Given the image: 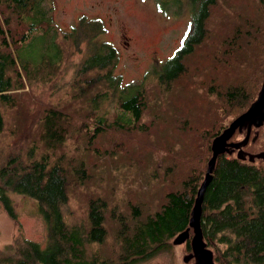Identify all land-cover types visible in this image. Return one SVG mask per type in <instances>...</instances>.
<instances>
[{
	"label": "trees",
	"instance_id": "16d2710c",
	"mask_svg": "<svg viewBox=\"0 0 264 264\" xmlns=\"http://www.w3.org/2000/svg\"><path fill=\"white\" fill-rule=\"evenodd\" d=\"M172 1L181 2L160 0L166 7ZM44 2L0 0V138L5 130L7 110L18 107L13 91L22 90L26 85L34 86L35 90L41 84L53 86L49 81V71L59 65L61 47L54 19L45 9ZM188 4L192 12L189 31L162 69L158 67L153 71L152 80H156L157 86L155 91H159L156 98L166 97V100H161L163 110L176 111L178 103H186L181 117L176 113L173 118L170 112L163 117L161 127L166 131L164 135H155V130V139L150 137L152 127L162 119L160 115L155 119L145 118L149 110L146 97H149L147 79L150 77L147 75L142 83L121 87V79L113 74L118 51L108 41L97 40L95 43L96 40L90 39L94 46L90 45L91 53L82 62L79 71L93 73L96 83L106 82L109 90L118 95L112 115L98 114L97 94L87 102V90L75 92L71 98L81 102L79 115L83 112L82 107L88 106L84 111L89 113L86 117L95 121L90 127L85 120L75 127L73 119L78 114L70 117L66 112L67 104L56 106L44 104L39 99L33 101L29 125L19 129L18 133L27 142H33L30 158L27 162H17V156H11L0 165V200L8 214L16 218L10 192L36 199L47 222V243L43 246L37 241L21 238L15 245L0 249V264H101L97 254H90L89 245L101 246L105 242L108 233L105 211L109 202L92 196L85 225H70L64 214L73 187L84 185L86 188L94 179V172L102 168L97 165L90 171L83 165L84 161L80 165L73 164L65 161L61 154L55 155L76 134L81 138L78 142H87V152L99 150L97 154L102 150L92 145L99 142V135L107 130L116 134L114 137L119 141L113 142H118V148L125 142H161L168 146L170 154L169 143L176 142L175 138H170V131L176 129L177 132V127L181 133H190L193 142L200 132L201 138H197L207 142L210 148L212 140L225 127H218V117L216 111L213 112L218 103L225 97L232 105L239 100H245V104L256 100L261 89L249 92L248 81L240 79L243 75L239 72L244 69L243 74L251 84L257 81V77L264 80V0H189ZM218 8H221L220 16H223L219 22L214 17ZM87 24L91 25L90 31L94 32V36L103 30L98 20ZM35 43L46 45L45 50L40 51L38 58L30 60L28 49ZM196 59L206 67L201 83L200 79L193 83L188 78L191 69L199 67L193 63ZM209 73L214 80L206 76ZM231 79L235 82L229 86L227 83ZM220 84H225L228 89L224 92ZM159 106L158 103L160 109ZM179 119V125H174ZM196 119L200 121L199 129L192 127ZM27 121L25 117L22 125ZM9 133L16 134L15 130ZM232 154L233 151L219 156L213 179L206 190L201 219L204 238L208 247L213 248L216 264H264V163L257 165L239 158L237 154V157H232ZM169 161L165 163L168 173H164V177L172 174L169 180L175 181L178 178L176 170L179 173L183 166L177 167ZM195 171V168L190 169V175L181 181L179 191L182 192L166 194V201L155 213L143 216L140 204L131 209L132 221L135 222L132 226L129 224L132 230L128 228L125 215L119 214L114 220L120 227L115 241L120 242L123 249L119 260L125 264L137 258L152 257L168 248L171 240L189 226L203 178L201 172ZM103 179L97 178L99 181Z\"/></svg>",
	"mask_w": 264,
	"mask_h": 264
},
{
	"label": "rangeland",
	"instance_id": "374dc122",
	"mask_svg": "<svg viewBox=\"0 0 264 264\" xmlns=\"http://www.w3.org/2000/svg\"><path fill=\"white\" fill-rule=\"evenodd\" d=\"M180 1L179 3L172 1L170 6L166 7L161 4L160 0H45V9L49 10L58 30L57 41L61 47V60L55 70L49 71L51 77L49 81L53 83L52 87L41 84L35 90L34 86L27 87L26 85L22 90L13 91L17 94L15 96L18 107L7 110L5 130L0 138V165L5 163L7 157L10 158L11 156H17V162L20 160L27 162V159L30 158L29 151L33 142H27L18 133L19 129L29 125L28 122L32 113L31 106L33 101L37 99L44 104H56V106L67 104L68 111L66 112L69 116L78 114L76 119H73L75 120L73 121L75 127L84 120L89 127L95 123L94 119L86 117L89 114L88 111L84 112L88 109L87 105L82 107L83 112L80 113L82 116L79 115L81 102L71 98L75 92L87 90L85 98L87 102L94 94H97L98 114H113L117 106L118 95L111 89L109 90L106 82L96 83L93 80V73H81L79 71L80 65L88 58L94 46L89 42L90 39L96 40L95 43L97 40L108 41L116 47L118 59L113 74L121 79V87L131 83H142L147 75L150 77L147 79L149 97H146L147 102H149V110L145 118L155 119L157 115H160L159 117L162 119L152 127L153 131L150 137L154 138L153 132L155 130L157 131L155 135H159V137L164 135L166 131L161 127L163 117L168 112L173 118H175L176 113L181 117L182 112L186 109V103L183 101L182 104L178 103L176 111L163 110L161 100H166V97H159L157 100L159 91H155L157 89L156 80H152L154 69L158 67L162 69L166 60L180 46L189 31L192 14L188 4L189 0ZM220 11L221 8H218L214 15L218 22L223 17L220 16ZM97 20L101 23L103 30L94 36V32L90 31L91 25L87 23ZM84 25L88 31L85 30ZM125 35L133 37L132 46H126L124 41L129 40L125 38ZM45 46L37 43L30 46L28 49L30 60L38 58L40 51L45 50ZM193 63L199 67L191 69L188 78L193 83H197L200 79L199 83H201L205 78L206 67H203L197 59L193 60ZM18 66L22 71L19 62ZM243 70H240L239 75H243L240 79L248 81V91L253 92L261 89L264 82L263 78L258 79L257 77V81L251 84V81L243 74ZM212 73L215 72L212 71ZM206 76L214 80L211 73ZM234 82L231 79L227 84L231 86ZM243 82L245 81L243 80ZM91 83L94 84L93 87ZM220 86V89L225 92L226 85L220 84ZM157 102L160 109L157 107ZM245 103V100H239L235 105H232L226 97L218 103L213 112L216 111L218 127L225 126L221 132L252 104V102ZM25 117L28 120L27 125L26 123L22 125L21 122ZM185 118L190 119L188 116ZM196 120L192 127L197 128L200 125L199 119ZM201 120L203 121V119ZM180 121L181 119L177 120L174 125H179L178 122ZM256 121L257 119L254 120L246 144L241 147L230 148L229 152L233 151L232 157H237L236 154L238 155L240 149L243 150L246 159H249L250 155L264 152V120L260 126L255 125ZM201 123L203 124V122ZM13 130L16 134L10 135L9 131ZM175 131L176 129L170 131V138L176 139V142L169 143L171 145L170 154L168 146L165 147L161 142L159 144L157 142H125L123 146L118 148V142H113L114 140L119 141L114 137L116 134L108 130L101 133L98 137L99 142L92 145L93 148L100 147L102 150L100 154H97L99 150L87 152L85 150L87 142H78V139H81L77 136L78 134L69 139L61 150L56 151V156L61 154L65 161H70L73 164L80 165L81 161H84L85 164L83 163V165L90 168V171H93L92 167L102 166L97 173L94 172L95 175H92L94 179L89 181L86 188L84 185L73 187V183L69 202L64 208L65 218L70 225H85L89 200L92 196L102 197L106 202H109L105 211V226L108 229L105 242L101 246L89 245L90 254H97L101 264H124L119 260L123 251L121 243L115 241L117 240L115 236L120 233V227L116 224L118 222L114 220L119 217V214L125 215L128 228L132 230L133 228L129 226L134 225L135 222L132 221L131 212L133 211L131 209L140 204L142 210L138 209L141 210L143 216L155 213L166 201L167 193L182 192L179 191L181 181L190 175L188 173L190 169L195 168V172H201L203 177L201 180L203 181L208 169V162L212 156V142L208 148V143H203L199 139L201 138L200 132L197 133L199 136H196L195 142H193L190 133H181L178 127L177 132ZM247 132L248 124L246 123L240 130L236 131L230 142H244ZM255 136L257 138L253 140ZM199 142H201L200 145ZM169 159L171 160V162L169 161L170 164L174 163L177 167L183 166V170H180L179 173L176 170L175 176L178 178L175 181L169 180L172 174L164 177L168 168V166L165 167V163ZM260 160L263 159H256L254 164L264 163ZM88 174L91 176L89 172ZM157 174L158 177H156ZM98 177L104 179L99 181L97 180ZM186 191L189 192V190ZM9 195L12 198L17 217L12 218L0 200V249L5 250L6 246L15 245V242L21 238L37 241L44 246L48 237L47 222L39 209L37 200L15 192H10ZM191 236H193L192 231ZM174 239L171 240L168 248L156 255L149 258H137L134 259L136 261L131 260L125 264H196L194 258L188 262L185 261V257L192 253L191 248L188 247V245L191 246L190 240L187 243L176 245L173 243Z\"/></svg>",
	"mask_w": 264,
	"mask_h": 264
},
{
	"label": "water",
	"instance_id": "95a60500",
	"mask_svg": "<svg viewBox=\"0 0 264 264\" xmlns=\"http://www.w3.org/2000/svg\"><path fill=\"white\" fill-rule=\"evenodd\" d=\"M255 119H257L255 122L256 126H260L261 122L264 120V83L258 97L254 102H252L250 107L237 118H235L230 123V125L226 127L212 141V156L208 162V169L206 171L205 178L198 190V194L192 208L189 226L180 232L173 240V243L176 245L183 244L190 240L193 253L185 257L186 262L190 261L192 258H195L196 264H216L214 260V252L208 247L202 228L201 219L203 214L205 193L213 179V172L215 170L219 156L229 152L230 148L236 146L241 147L242 145L246 144V142L249 140L251 127ZM246 123L248 124V132L245 141L238 143L230 142V139L233 138L236 131L240 130ZM256 138L257 136L253 137V140ZM238 157L241 159H246L242 149L239 150ZM259 158L264 160V152L257 155H250L248 160L254 162ZM191 231L193 232V236H191Z\"/></svg>",
	"mask_w": 264,
	"mask_h": 264
},
{
	"label": "flooded vegetation",
	"instance_id": "af4514ba",
	"mask_svg": "<svg viewBox=\"0 0 264 264\" xmlns=\"http://www.w3.org/2000/svg\"><path fill=\"white\" fill-rule=\"evenodd\" d=\"M125 38H127L129 41H124L125 42V44H126V46H128V47H130V46H132V43H131V40L133 39V37H127V35H125ZM185 243H187V242H185ZM184 244V243H183ZM181 245V244H180ZM188 247L189 248H191L190 250H192V246H189L188 245ZM192 253H193V250H192ZM192 253H190V254H192ZM189 255V254H188ZM194 260H195V258H194ZM196 263V262H195Z\"/></svg>",
	"mask_w": 264,
	"mask_h": 264
}]
</instances>
